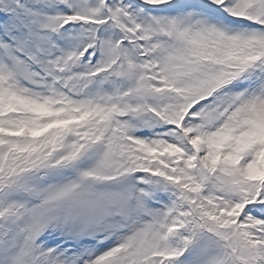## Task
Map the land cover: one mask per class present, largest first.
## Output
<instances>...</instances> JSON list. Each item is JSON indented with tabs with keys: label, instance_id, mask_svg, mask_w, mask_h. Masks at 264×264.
I'll list each match as a JSON object with an SVG mask.
<instances>
[{
	"label": "snow or ice",
	"instance_id": "6c2138e0",
	"mask_svg": "<svg viewBox=\"0 0 264 264\" xmlns=\"http://www.w3.org/2000/svg\"><path fill=\"white\" fill-rule=\"evenodd\" d=\"M0 264H264V0H0Z\"/></svg>",
	"mask_w": 264,
	"mask_h": 264
}]
</instances>
